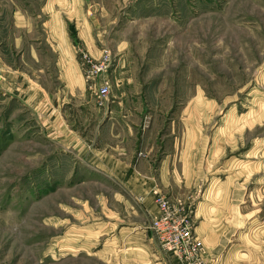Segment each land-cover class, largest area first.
Instances as JSON below:
<instances>
[{"label":"rangeland","instance_id":"rangeland-1","mask_svg":"<svg viewBox=\"0 0 264 264\" xmlns=\"http://www.w3.org/2000/svg\"><path fill=\"white\" fill-rule=\"evenodd\" d=\"M44 1L0 0V31L12 29L14 7ZM78 2L98 8L91 15L96 49L114 58L107 104L118 95L152 105L145 117L163 115L165 142L194 128L197 158L187 179L195 198L182 202L194 231L197 203H220L228 183L231 198L243 196L239 225L257 220L242 228L234 243L242 247L225 264H264V0ZM55 6L71 9L69 0ZM78 33L71 34L76 44ZM76 44L78 60L81 53L100 57ZM25 58L22 70L45 81L46 65ZM8 77L0 76V264H164L144 232L149 222L118 204L116 187L52 135L47 117ZM192 103L196 109H188ZM234 205L231 212L240 213ZM167 256L166 264H181Z\"/></svg>","mask_w":264,"mask_h":264},{"label":"crops","instance_id":"crops-1","mask_svg":"<svg viewBox=\"0 0 264 264\" xmlns=\"http://www.w3.org/2000/svg\"><path fill=\"white\" fill-rule=\"evenodd\" d=\"M66 1H44V4L32 9L28 6L13 8L10 18L12 29L5 33L0 31V76L4 74L5 79L8 75L7 84L29 95L33 106L47 117L49 125L51 123L55 130L52 135L61 138L59 142L74 149L78 158L85 156L86 162L95 167V172L116 187L118 204L125 205L132 215L141 217L150 225L158 214L155 203L157 193L184 203L195 198V193L190 195L192 187L187 179V175L192 174V160L197 158L196 152H193L196 150L194 128L188 125L187 133L170 135L165 142V135H161L163 115L157 112L153 117H145L152 105L114 95L107 107L99 108L83 82L81 61L73 50V42L76 44L77 41L72 42L71 37L73 32L79 31L76 45H83L96 58L100 56L101 50L96 49L94 35L95 19L91 17L98 8L87 9L78 0H69V13L57 10L55 2L62 4ZM83 3H86L85 0H82ZM61 12L72 18L66 16L65 19L57 14ZM7 34L13 37L7 39ZM26 53L33 63L46 65L45 81L36 70L32 76L22 70L26 69L23 65L28 59L25 58ZM121 63L117 64L111 77L118 72ZM55 83H60V87ZM121 90L129 92L126 86ZM193 105L196 109L194 103L188 109H192ZM144 120L147 122L143 123ZM58 125L59 128L55 127ZM228 188V183L223 184L220 203L213 207L209 198L204 197V201L197 203L195 215V234L204 242L207 258L216 260L217 264H225L239 253L242 246L234 243L240 239L242 228L256 227L251 223L257 219L251 216L252 220H248L244 227L239 225L243 196L234 193L236 198L233 194L231 198ZM234 203L240 206V213L231 212L236 206ZM129 225L135 227L130 228L132 231L140 228L136 223ZM149 225L144 226V232L150 235L151 245L166 264L167 255L171 254L158 249Z\"/></svg>","mask_w":264,"mask_h":264},{"label":"built area","instance_id":"built-area-1","mask_svg":"<svg viewBox=\"0 0 264 264\" xmlns=\"http://www.w3.org/2000/svg\"><path fill=\"white\" fill-rule=\"evenodd\" d=\"M80 61L87 89L98 100V107L107 106L110 94L108 72L114 65L110 50L103 49L98 59L81 53ZM158 214L149 225L158 249L177 258L181 264H209L204 242L195 234L190 213L181 201L157 193Z\"/></svg>","mask_w":264,"mask_h":264}]
</instances>
